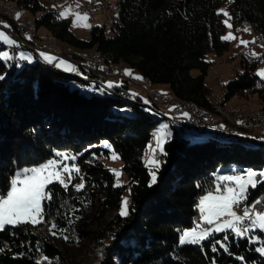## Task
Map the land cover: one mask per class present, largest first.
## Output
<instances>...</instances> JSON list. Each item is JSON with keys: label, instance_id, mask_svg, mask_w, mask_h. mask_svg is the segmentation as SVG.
Masks as SVG:
<instances>
[{"label": "trees", "instance_id": "obj_1", "mask_svg": "<svg viewBox=\"0 0 264 264\" xmlns=\"http://www.w3.org/2000/svg\"><path fill=\"white\" fill-rule=\"evenodd\" d=\"M5 2L38 13L35 28L43 27L65 45L79 51L96 50L109 63L127 64L151 84L167 85L171 96L210 112L216 107L204 84L206 56H220L229 47L221 39L224 25L218 8L227 4L233 25L238 29L250 24L264 42V0H117L112 36L95 25L87 41L75 37L70 21L46 9L40 0ZM240 64L242 68L224 85L223 99L256 93L264 104L263 90L255 88L259 81L254 73L256 61L242 58ZM193 70L198 73L192 74ZM0 75L4 76L0 80V193L8 191L16 169L55 159L56 152L67 154L69 158L63 161L80 170L72 173L67 188L55 181L48 186L54 195L43 201V217L54 213L55 235L72 230L80 239L105 237L88 228L83 210V201L88 200L98 216L116 211L109 223V245L98 264H264V255L250 241L251 233L239 237L225 230L213 232L201 244L179 243L183 231L199 221L196 204L215 188L221 166L239 163L264 169L263 141L225 139L205 129L185 128L165 140L164 151L155 158L161 162L156 170L143 158L163 117L157 104L136 95L127 100L95 80L41 61L10 66L0 59ZM74 80L78 86L71 87ZM165 123L174 127L167 118ZM187 133L204 135L202 140H190ZM111 154L120 160L125 178L118 187H114L111 167L103 161ZM153 170L157 179L150 186ZM80 183L84 185L80 191L87 195L61 212L60 201ZM124 190H128L127 217L118 211ZM258 200L264 201V184L248 193L247 202ZM226 235L227 250L216 245L213 251V242L223 241ZM38 254L64 258L55 242L30 223L0 230V264H40Z\"/></svg>", "mask_w": 264, "mask_h": 264}, {"label": "rangeland", "instance_id": "obj_2", "mask_svg": "<svg viewBox=\"0 0 264 264\" xmlns=\"http://www.w3.org/2000/svg\"><path fill=\"white\" fill-rule=\"evenodd\" d=\"M93 1H95L101 7L96 10L95 16H93L92 18L88 16L87 21L79 22V23H87L90 25V27L74 26L73 24V20L75 19L74 14L77 12L81 13L80 4L91 3ZM40 2L46 9L50 11H56L58 16H59V13L63 11L64 9H70L65 19H68L70 21L71 32L74 34L75 37L82 39V40H86V41L90 38L91 27L95 25L103 27L106 36H112L113 23L117 22V19H118V8H116L117 0H74L71 2L61 3L60 5L50 3L47 0H40ZM5 5L7 7L14 8L15 19L17 23L30 22L34 24V19L38 16V13L33 14L26 9L14 6L7 2H5ZM220 9H223L225 12L228 13V15L225 16L223 13H220L219 12ZM217 12L222 14L223 25H224V32H223L222 37L227 35L229 32H231L233 36L236 37V39L225 40L229 42V47H228V50L225 51L222 55L215 56L212 53H209L206 56V61L209 62V65L207 68V73L204 78V84L206 85L207 88L211 90L210 97H211L212 102L214 99H218L221 96H223L225 83L233 79L236 73L239 71V69L242 68L240 64V61L242 60V58H247V59L256 61L254 73L259 80L264 81L261 79L260 76L257 75V71L259 69H264V42L261 41L259 38H257L253 30V27L250 24H243L238 29L233 25V22L230 18V15L227 9V4H223L222 6H220ZM17 13H19V16H17ZM225 21H227L228 24H231L232 28H228L226 24L224 23ZM6 23H7V20H3L1 24L5 25ZM246 28L248 29L247 31H245ZM35 30H36V38L34 39V41L36 40L35 44L37 45L38 48L43 49L44 39L46 40L47 38L49 37L52 38L53 36L50 34V32H48L43 27H38ZM0 31H3L11 39L15 40V38H13L9 32L5 31L2 28H0ZM241 40L249 41L250 43H248L247 45H244L240 43ZM15 44H9L6 41L0 40V52H7L8 55L11 57L10 60L3 59V58H0V59H2L6 64L10 66L12 65V62H13L12 51L10 48L14 46ZM52 45L57 48L59 47L66 48L68 51V52L66 51V53H71L77 56H79V54L88 53V52L89 54H91L93 51V50L79 51V49L73 46L67 45V44L66 46L64 43L58 40H54V43ZM249 46L250 48H248ZM20 49L17 53V58L29 57L30 60L25 59L27 60L28 64L34 65L38 63L39 61L38 57L35 56V54L31 50L26 49V48H20ZM42 53L43 51L40 52V55ZM252 53H257L258 56H253ZM41 57L43 58L44 56L41 55ZM116 66L121 71V73L128 79V80H123V82L129 85L130 92L131 93H133L132 91L136 92V94H138L145 102L146 101L149 102V100L147 99L148 97L146 98L145 93L143 92L144 88H146L147 86L144 87L142 82L135 83L136 80H142V79L135 78L136 76H139V75L135 71H132L127 64L120 63L119 65L116 64ZM59 68L62 69V71L69 72L67 65L66 66L61 65ZM125 69H130L131 75L125 74V71H124ZM191 73L195 75L198 72L197 70H193ZM106 77L107 78H103V79H105L107 83L108 82H113V84L118 83V82L122 83V79H120L115 74L114 75L112 74ZM97 79H101V78L97 77ZM78 83L79 82L76 80L71 81L70 86L71 87L78 86ZM100 85H102V83ZM149 88L152 90L151 92L153 94H155L154 92H158L160 94V98H166V97L170 98L171 96V94L168 91L169 88L167 85H164V84L153 85L149 83ZM162 93H166V95ZM150 101L155 104L159 103L157 105L159 106L160 110L163 112V115L165 118H163L157 124L156 128L153 131L152 142L148 145L149 153L147 154L148 157L146 160H148L150 156L154 158L155 153H158V154L162 153L157 148V143L155 139V136L158 130L162 129V131L166 133V135L163 136L164 142L166 138L169 135L173 134L174 132L173 128L167 126L165 123L166 118L173 116L172 111H173L174 106L169 102H165L166 100H162V99H155V101L153 100H150ZM219 102H217L218 104H213V106L216 107V109L213 112L206 111L208 112L206 113L207 115L205 116V118L207 119V122L222 121L221 119L234 120V119L240 118V115L242 114H251V113L254 114V112L264 111V104L260 103V99L258 98L256 93L249 94L245 97L233 96L228 99H222V101H219ZM249 111H252V112L249 113ZM218 115H221V116L224 115L225 117L223 118ZM165 125L167 127L163 128V126ZM175 129H177V126H175ZM186 135L190 140H202L204 133H200L199 135H194L195 137L189 133H187ZM150 148L156 149V151L154 153L150 152ZM112 155L113 154H111L107 159L103 161L109 167H111V169H119L120 160L118 158L112 159L111 158ZM55 159L60 160L62 163H65V161H63V157H57ZM30 167H34V166H24L18 169L30 168ZM18 169H16L15 172ZM248 169L259 171L258 168H255L252 166H242L239 163H236V164L232 163L229 165L221 166L217 170L218 171L217 176L239 175L240 173ZM67 176H68L67 173L62 174V178L65 179L66 183H67V180H66ZM119 180L121 184L125 182V178L123 174L120 175ZM114 183L115 184L117 183V177L115 176V174H114ZM216 183H223V182L217 181ZM86 195H87L86 191H80V190L77 191V189L75 188V185L74 187L69 188L68 195L64 197L59 203L60 211L63 213L68 211L72 207V205L75 203L76 198L82 199L84 198L83 196H86ZM127 197H128V190H124L122 192V199L127 198ZM122 199H121V202H122ZM198 202H199V199H198ZM83 204H84L83 210H84V214L86 217V221L87 222L89 221L88 228L94 229L97 232H101L102 234H104L105 237L91 236V237H84L80 239V238H77V232L72 231V230L68 231L67 235H62V234L53 235L54 232L52 230L53 228L52 225H53V221L55 218L54 213L49 214L45 219H43L42 222L38 224L33 225L32 223L27 222V223L32 224L34 228L38 230L40 233H42L43 235H46L49 239L54 241L64 256L63 260L47 259L41 254H38L37 259L40 264H98L99 263V261L101 260V258L103 257L105 253L106 247L109 245L110 239L107 238V236H109L110 234L109 223L114 217L116 211L110 210L104 216H98V214L96 213L94 208L90 205L88 200L83 201ZM197 204H196V207H197ZM120 206H121V203H120ZM120 206L118 208V211H120ZM197 210L199 212V221L196 222L195 226L190 229L196 228L197 231H200L207 227H214V225L210 226V225L203 223L200 220V211L198 208ZM252 237H255L256 239H252ZM250 241L256 243L257 248L264 246V232H261L259 229H254L251 232Z\"/></svg>", "mask_w": 264, "mask_h": 264}, {"label": "snow or ice", "instance_id": "obj_3", "mask_svg": "<svg viewBox=\"0 0 264 264\" xmlns=\"http://www.w3.org/2000/svg\"><path fill=\"white\" fill-rule=\"evenodd\" d=\"M70 9H64L59 13L60 18H65ZM225 16L228 15L223 9L219 10ZM75 19L73 20L74 26L90 27L87 23H79L81 21H87V13H75ZM19 16V13H17ZM228 28H232L231 24L227 21L224 22ZM4 27H8L4 25ZM248 29L246 28L245 31ZM30 38V37H29ZM223 40L236 39L231 32L227 35L221 37ZM0 40L6 41L9 44H15L16 41L7 36L3 31H0ZM241 44L247 45L249 41H240ZM45 60L51 63L54 57L49 54L42 53ZM253 56H258L257 53H252ZM0 58L10 60L11 57L7 52H0ZM22 59H29V57H21ZM65 61H60L56 64V67H60L65 64ZM125 74L131 75L130 69H125ZM257 75L264 80V69H259ZM136 79H143L140 76H136ZM4 79V76L0 75V80ZM113 82H108V87H112ZM165 94L166 93H162ZM135 95V94H133ZM147 102V101H146ZM175 107V106H174ZM184 115H188L184 113ZM237 123H242V121H237ZM167 126H163L166 128ZM221 127H223L221 125ZM166 135L161 130H158L155 139L157 143V148L160 152H163V136ZM156 149H151L150 152H155ZM57 157H63L67 160L69 156L63 152H56ZM112 159H117L118 157L113 154ZM75 159V157H72ZM147 163L153 165V167L158 170L160 166V160L149 157ZM79 168L72 164L69 166L66 163H62L57 159H49L46 162L30 167L18 169L9 179L8 191L6 194L0 193V230L4 229L6 225H17L21 223L30 222L33 225L38 224L43 221L44 207L42 202L45 200H50L54 193L48 188L50 184L54 181L59 182L63 187L67 188L68 183L72 180V173H79ZM113 171L117 177V183L114 187L120 186L121 182L119 177L121 172L119 169H110ZM67 173V181L62 178V174ZM157 179L156 171H151V184H154ZM216 181L223 183H216L215 188L212 190H207L204 195L199 198L197 208L200 211V220L207 225H214V227H207L200 231L196 228L190 230H184L179 238L180 244H201L202 241L209 239L213 232H223L225 230H230L236 236L244 237L246 234L251 233L254 229H259L264 232V209L256 212L250 210V207L245 204L248 200V193L251 189L257 188L260 184H264V169L262 170H252L248 169L239 175H223L217 176ZM83 183L76 184L75 188L79 191L83 188ZM264 204V201H256L255 205L259 206ZM129 201L127 198L122 199L119 215L122 217H127L130 214ZM237 211L234 209H241ZM55 228V225H52ZM55 235V233H53ZM229 237L224 236L223 241L213 242V251H216V245H220L227 250L226 241ZM252 239H256L252 237ZM258 253L264 255V246L256 248ZM214 264V262H213Z\"/></svg>", "mask_w": 264, "mask_h": 264}, {"label": "bare ground", "instance_id": "obj_4", "mask_svg": "<svg viewBox=\"0 0 264 264\" xmlns=\"http://www.w3.org/2000/svg\"><path fill=\"white\" fill-rule=\"evenodd\" d=\"M47 1H49L50 3H53V4H57L56 0H47ZM98 8H100V7L94 8V16H95L96 10ZM80 10H81V7H80ZM3 20H7V23L5 25H7L8 27H4L5 30L7 32H9L15 39L27 41L35 49H42V48H38L37 45L35 44L36 40L34 41V39L36 38L35 25L33 23H30V22H28V23H23V22L17 23V21L15 19L14 8L7 7L5 5V0H0V23H2ZM25 24H26V26H28V30L24 29ZM54 40H56L54 37H52V38L49 37L46 40L44 39V44H43L44 47L43 48H49L50 52H52V54L55 57H57L58 60L65 61L69 65H71L73 68V71H71V74H73V75H77L78 73L80 74L81 72H83V67H91V60L90 59L100 58V60L102 62L110 64L112 68L92 67V78L97 79V77L101 78L103 76H109V75L115 74L116 76H118L122 80H128L123 74L117 75V73H121V71L118 69L116 64L106 62L104 56L100 52L93 50L91 54H89V52H88V53L79 54V56H77V55H74L71 53H66V51H67L66 48L54 47L52 45L54 43ZM20 48H25V44H18V50ZM248 48H250V46ZM11 51H12V48H11ZM24 62L25 61L23 60L20 63H24ZM52 65L56 67V65H54V64H52ZM142 78H143L142 80H136L135 83L142 82L144 87L147 86L146 88H144V91H143L145 93V95L150 100H153V101H155V99H157V96L160 98V94L158 92H156L157 95H155L151 92L152 90L147 89V88H149V83H150L149 79L146 77H142ZM86 79L94 80L91 78H86ZM97 83H99V82H97ZM99 84H101V83H99ZM102 85L105 88V85L104 84H102ZM82 88H86V87L82 86ZM255 88L264 91V84L255 85ZM108 90H111L112 92H114V94H116L119 97L125 98L127 100L132 99V95H130V94H124V93L118 92L117 90H114V89L113 90L108 89ZM171 97L175 100V107L179 108V110H186V108L188 107V108H190V110L194 114H197L200 117L206 119L205 116L207 115L206 113H208V112H206L205 110L197 107L196 105L192 104L189 101L180 100L174 96H171ZM222 99H223V96H221L218 99H214L213 102H215V103H213V102H211V103L212 104H218L217 102L222 101ZM157 104H159V103H157ZM252 111H249V113ZM209 114H211V113H209ZM238 115H240V114H238ZM218 116H221V115H218ZM221 117L224 118L225 116L222 115ZM221 120L222 121L207 122V119H206V122L208 124H210L211 126L217 127L220 130L227 131L229 134L226 136H222L225 139H231V138L235 139L236 137H245V138H250V139L251 138L257 139L259 141L264 142V126H263L264 125V111L254 112V114L253 113L242 114V115H240V118H237L234 120H232V119H230V120L221 119ZM237 121H242V123H237ZM167 122L169 124H171L172 126H177V122H175L174 119H172L171 117L167 118ZM258 123H260L262 125H256ZM221 125L223 127H221ZM197 130H201V129H197ZM209 132H211V134L213 133L214 136L215 135L220 136L219 134L216 133V131H209ZM148 153H149L148 151H146L144 153V158H143L144 160L147 159Z\"/></svg>", "mask_w": 264, "mask_h": 264}, {"label": "built area", "instance_id": "obj_5", "mask_svg": "<svg viewBox=\"0 0 264 264\" xmlns=\"http://www.w3.org/2000/svg\"><path fill=\"white\" fill-rule=\"evenodd\" d=\"M71 1H74V0H56V3L57 5H60L61 3H65V2H71ZM80 7H81V13H87V15L92 18V16H94V8L95 7H101L100 5H98L95 1L91 2V3H83V4H80ZM0 28L4 29V26L0 23ZM26 30H28V26H26L25 24V28ZM6 31V30H5ZM13 37V36H12ZM14 38V37H13ZM16 40V44L14 46H12V56H13V60L14 62H17V63H20L21 61L23 60H20L18 58H16V54H17V51H18V44H25V48L26 49H29L31 50L34 54H37L39 53L40 51H43V52H46V53H49L51 55L52 52H50V49L49 48H43V49H35L33 48L32 45H30L29 42L27 41H22V40H18V39H15ZM54 56V55H53ZM56 58V57H54ZM91 60V67H83V75L85 78H91V79H94L95 81L99 82V83H102V79H96V78H92V67H102V68H112L110 64L108 63H104L100 60V58H97V59H90ZM60 60H58L57 58L52 62L54 65H56L57 63H59ZM69 65V64H68ZM71 67V71H73V68L71 65H69ZM119 74H122V73H117V75ZM91 76V77H90ZM103 78H107L106 76H103ZM260 84H264V81H258L256 83V85H260ZM105 89H113V88H109L105 85ZM117 90L118 92H121V93H124V94H130L128 93L126 90L124 89H115ZM156 94V92H154ZM131 95V94H130ZM133 98V96H132ZM157 99H162V100H166L165 102H169L171 103L173 106H175V100L170 96V98L166 97V98H159L157 96ZM173 116H171L172 119H174L175 122H177V126H178V129L179 131H183V129L185 128V125L188 124L190 127H193L194 130L196 129H205V130H208V131H216L217 134H219L221 137L222 136H226L228 135L229 133L225 130H220L218 129L217 127H214V126H211L210 124H208L206 122V119L200 117L199 115L197 114H194L190 108H186V110H179V108L177 107H174L173 108ZM184 113H187L188 115H185L186 116V120H184L181 115H184ZM249 122V121H248ZM256 125H262L260 123L256 124ZM264 126V125H263ZM244 205L241 206V209H234V210H237V211H240L242 210ZM250 207V210L252 211H260L262 209H264L263 206H256L255 204H250L249 205Z\"/></svg>", "mask_w": 264, "mask_h": 264}, {"label": "crops", "instance_id": "obj_6", "mask_svg": "<svg viewBox=\"0 0 264 264\" xmlns=\"http://www.w3.org/2000/svg\"><path fill=\"white\" fill-rule=\"evenodd\" d=\"M69 47V46H68ZM43 53H45V52H43ZM46 54H48V53H46ZM50 56H52L53 57V55H51V54H49ZM40 57H41V55H40ZM55 57V56H54ZM44 58V57H43ZM42 57H41V59H43ZM44 61H45V58L43 59ZM40 61H42V60H40ZM43 62V61H42ZM49 63V62H48ZM50 64H53V63H50ZM62 65H67V67H68V69L70 70L71 68H70V66L68 65V63L66 62L65 64H62ZM62 70V69H61ZM80 74H83L82 72L80 73ZM105 83H107L106 81H105ZM108 84V83H107ZM116 84H118V83H114L113 85H116ZM126 89L130 92V89H129V85H127L126 86ZM148 89H150V88H148ZM151 90V89H150ZM169 91V93H170V90H168ZM133 92V94H135L136 96H139L138 94H136V92H134V91H132ZM183 118H184V120H185V115H183L182 116ZM188 129V128H187ZM189 132V131H188ZM172 135V134H171Z\"/></svg>", "mask_w": 264, "mask_h": 264}]
</instances>
